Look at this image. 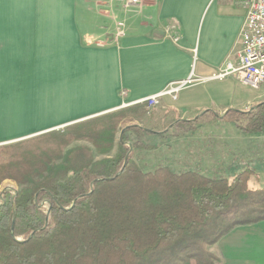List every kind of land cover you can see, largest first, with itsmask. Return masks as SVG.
<instances>
[{
  "label": "crops",
  "instance_id": "crops-1",
  "mask_svg": "<svg viewBox=\"0 0 264 264\" xmlns=\"http://www.w3.org/2000/svg\"><path fill=\"white\" fill-rule=\"evenodd\" d=\"M236 1L144 0L125 12L100 0H0V145L116 111L123 103L138 105L192 78L176 97L162 95L140 117V141L153 144L154 136L189 123L193 143H183L180 156L173 149L166 167L209 177L215 175L209 171L234 170L232 176L239 168L231 151L237 153L243 134L221 119L228 110H250L264 101L258 90L254 103L242 101L237 86L243 84L232 76L211 77L239 49L246 11ZM117 20L124 21L125 34L115 40ZM201 119L208 121L199 132ZM249 233L257 240L244 241ZM210 251L222 264H264V226H236Z\"/></svg>",
  "mask_w": 264,
  "mask_h": 264
},
{
  "label": "trees",
  "instance_id": "trees-1",
  "mask_svg": "<svg viewBox=\"0 0 264 264\" xmlns=\"http://www.w3.org/2000/svg\"><path fill=\"white\" fill-rule=\"evenodd\" d=\"M263 105L228 110L221 120L263 132ZM118 118L49 133L38 149L31 139L0 147V182L19 185L0 191V264H222L209 247L236 226L264 221V185L251 183L253 166L231 178L168 167L145 173L123 134L112 156L95 159L113 149ZM75 139L93 149L63 152Z\"/></svg>",
  "mask_w": 264,
  "mask_h": 264
},
{
  "label": "rangeland",
  "instance_id": "rangeland-1",
  "mask_svg": "<svg viewBox=\"0 0 264 264\" xmlns=\"http://www.w3.org/2000/svg\"><path fill=\"white\" fill-rule=\"evenodd\" d=\"M237 89L239 91L238 93L241 95L242 101L244 102L249 101L251 103L255 102L254 95H258L257 90H254L246 85H238ZM258 103H262V101ZM151 110H152V107L148 106L146 102H141V103H138V105L122 106L120 109L116 111H112L104 115L92 117L90 119H86L81 122H78V123H82L87 120L96 119V118L110 115L111 113H115V112L119 113V118H118L119 130L116 131L115 133V141H114L115 144H114L113 149L108 154H97L95 152V159H100L104 156H112L117 147V144H116L117 140L123 134L124 143L128 146L127 155L129 153H132V158L135 161V163L138 165V167L143 172L148 173V172H153L158 167H166L167 164H170L171 161L169 160H170V157H171L170 155L173 149L176 150L177 152H180V149L183 146V143L187 144L190 141L193 143L195 139V133H196L194 130L195 127L189 123H184L182 125L180 123V126L178 124L173 125L171 133L168 134L166 137L154 136L152 138L153 144H145V143L143 144L142 141H140V139H141V136H145V135L142 134L143 131L135 124H142V122L140 121V117L142 115H146L150 113ZM199 121L200 123H198V126L196 127L197 128L196 131L201 132V129L204 128L203 126L204 122H207L208 119H201ZM78 123H75V124H78ZM240 123H242V121ZM69 126L55 129L51 132H48L42 135H37L31 138L30 137L27 138V139H31L30 148L38 149L39 147H41V145H45L46 141L49 140L48 139L50 136L49 133H53V132L56 133V132L62 131L65 128L67 129V127ZM241 133L243 134V141L240 142V144L238 143L236 147L237 153L234 154L231 151V155L235 156L234 165L239 169H236V171L234 172L232 176L228 174L233 173L234 170L220 171L219 172L220 175L217 174V171H209L207 174L210 175V174L215 173V175L212 176L213 178H231L240 169L244 168L247 165H250V166H253L257 171V175L251 179V183L257 187L263 186L264 185V131L257 132V133H247V132L241 131ZM27 139H21L18 142L0 145V147L12 145V144L14 145V144L19 143L20 141H24ZM48 145L50 148L53 147V145L50 143H48ZM78 145L88 146L93 149V146L87 140L75 139L74 141H71L65 145V147L63 148V152L69 147L71 148L73 146H78ZM57 146L61 147L62 144H58ZM190 150L193 151L194 148L191 147ZM181 153L182 151L180 152L179 156L181 155ZM140 166L143 167L144 169H142ZM188 171L194 172L192 170H184L183 172H188ZM206 177H209V176H206ZM18 187H19L18 183L13 179L6 178L0 182V191L2 190L14 191ZM252 225L263 227L264 221H261V222H258ZM251 234L252 233H249V235L244 236L245 238H243V240L245 239L244 241L248 243L250 241L257 240L256 236L251 235Z\"/></svg>",
  "mask_w": 264,
  "mask_h": 264
},
{
  "label": "built area",
  "instance_id": "built-area-1",
  "mask_svg": "<svg viewBox=\"0 0 264 264\" xmlns=\"http://www.w3.org/2000/svg\"><path fill=\"white\" fill-rule=\"evenodd\" d=\"M144 0H100V5L107 7L117 3L123 11L130 12L142 6ZM245 8L246 14L240 28L238 38L239 49L234 59H227L213 74V79H223L232 76L241 84L258 90L264 96V0H237ZM125 34L123 20L116 21L114 39ZM194 79L171 83L160 93L151 95L141 102L153 107L159 102L162 95L176 97L177 92ZM124 94V92H122ZM123 103L121 106H127Z\"/></svg>",
  "mask_w": 264,
  "mask_h": 264
},
{
  "label": "water",
  "instance_id": "water-1",
  "mask_svg": "<svg viewBox=\"0 0 264 264\" xmlns=\"http://www.w3.org/2000/svg\"><path fill=\"white\" fill-rule=\"evenodd\" d=\"M15 191V190H14Z\"/></svg>",
  "mask_w": 264,
  "mask_h": 264
}]
</instances>
